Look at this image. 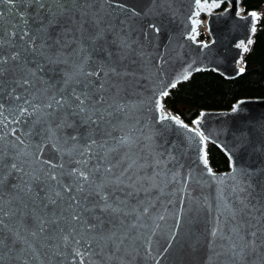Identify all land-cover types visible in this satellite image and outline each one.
Segmentation results:
<instances>
[{
  "label": "water",
  "instance_id": "obj_1",
  "mask_svg": "<svg viewBox=\"0 0 264 264\" xmlns=\"http://www.w3.org/2000/svg\"><path fill=\"white\" fill-rule=\"evenodd\" d=\"M45 2L46 7L51 4V0ZM236 2L232 0L231 6L225 2L207 16V29L212 41L207 44L208 47H203L188 38L195 0H69L64 15L59 17L62 21L60 29L67 25L70 30L68 39L71 40L73 36H81L78 29L83 25V43L91 55L86 70H96L108 63L121 74L110 73L107 78L102 74L100 78L90 79L106 84L104 95L110 102L127 105L126 112H118L108 118L111 124L107 126V131L111 136L97 134L95 138L98 143L107 139L112 144L115 142L112 137H119L132 129H135L134 136L139 138L131 152L136 165L124 177L125 184H133L134 187L122 185L115 191V197L124 201L120 205L123 212L119 216L104 217L106 228L115 225L118 238L126 233L128 239L123 244L117 242L113 245L109 242L103 251L94 244L93 249L86 252L81 244L80 251L85 254L76 256L73 249L77 245L70 243L65 247L60 240L62 234H69L70 241L73 235L77 239L84 235L79 228V235L71 233L75 225L70 219L49 224L45 234L33 238L29 232L37 227L35 217L29 216L21 227V217L17 213L15 217L5 218L6 223L13 230L20 229L27 239L13 244V234L3 229L5 244L0 248V264H80L81 260L83 264H264V97L237 100L233 105L244 101L237 112L232 111L233 105L227 110H201L196 118L200 119L197 127L208 137L203 144L198 137L193 138V133H188L170 120L160 122L155 103L160 98L163 107L168 109L164 105L165 97H160V92L167 89L170 93L174 89L170 87L172 83L179 81L178 85L185 82L195 73L212 70L226 79L241 74L238 61L242 59L244 68V54L236 44L251 36L254 20L249 13L254 10L246 12L242 8V15H238ZM240 4L242 7V0ZM9 7L0 4V11L4 12L0 19V30H9L13 25L22 26L21 13L26 15L28 26L33 29L37 27V20L43 18L47 22V12L38 11L36 5L29 4V0H18L12 12L7 11ZM52 7L53 10L58 9L55 4ZM229 8V11H224ZM259 19L260 16L256 30ZM96 21H99V29L105 30V38L93 45L87 37L96 32ZM150 25L159 28V32ZM60 29L55 31L59 32ZM255 33L252 34V41ZM122 42L130 47H122ZM75 48L76 44H72L63 49L68 64L46 65V71L38 73L47 85L52 86L50 91L62 87L64 72L75 71L71 67L73 62L79 63V58L73 54ZM101 48L107 51H101ZM4 51L7 53L10 49L5 48ZM108 52L112 53L110 58ZM189 73V78L184 80L183 76ZM43 86L38 80L37 88ZM72 86L69 85V88ZM4 103L8 105L11 102L5 98ZM201 113L204 115L201 116ZM5 114H8L7 108ZM72 119L69 118L70 121ZM13 127L24 130L28 125L0 126V132L8 133ZM40 127L36 125V130L39 131ZM80 131L84 129L80 128ZM73 134L72 127H65L58 132L59 140L54 138L52 143L45 140L40 159L50 160L53 164L63 162L65 170L76 167L69 162L68 155L62 156L53 147V143H56L65 151L72 148L75 142L69 137ZM17 135L24 139L25 144L20 146L23 152L16 162L27 173L40 174L41 167H48L36 160V155L40 153L37 146L41 144V137L28 138L21 131ZM7 139L14 137L9 135ZM65 140L67 143H64ZM208 143H213L224 153L229 170L218 172L212 168L208 160ZM79 144L82 146L84 141L81 140ZM93 151L99 152L100 149L94 147ZM125 151L121 149L120 153H112L109 157L116 165L114 175H119L126 166L117 163ZM72 155L80 159L76 151ZM202 155L207 158V166L200 158ZM157 159L161 161L159 165L155 163ZM11 162L5 158V164ZM95 163L96 160H92L89 167ZM209 168L215 178L208 174ZM128 175L132 180L127 179ZM21 178L29 179L23 173L8 176L0 186V194L5 202L12 200V207L23 209L22 203L13 200L17 190L11 187L21 185ZM33 187L35 205L32 199L20 193L23 203L28 204L29 213L36 207L37 216L51 220L54 211L59 217L65 205L57 204L45 210L40 198L35 196V192H40L39 187L35 184ZM241 187L245 191H239ZM234 188L236 191H233ZM129 192L132 195H127ZM240 200H244L249 208H243ZM229 206L238 210L235 221L226 211ZM85 216L91 218L92 213H85ZM90 222L95 223L94 220ZM132 224L137 227H129ZM233 225H239L238 236L230 231ZM217 227L222 231H218L216 238H213L211 232ZM60 228L64 229V233L59 232ZM153 231L155 236L152 235ZM251 232H256V236L251 237ZM173 235L175 239L171 240ZM229 236L231 240L225 238ZM149 237L152 240L150 249ZM253 239L254 246L246 243ZM170 240L171 247H168ZM233 243L236 244L235 248L232 247ZM165 248L167 251H164Z\"/></svg>",
  "mask_w": 264,
  "mask_h": 264
},
{
  "label": "snow or ice",
  "instance_id": "obj_2",
  "mask_svg": "<svg viewBox=\"0 0 264 264\" xmlns=\"http://www.w3.org/2000/svg\"><path fill=\"white\" fill-rule=\"evenodd\" d=\"M18 0H0V4H6L10 7L8 12L14 10ZM69 0H51V4L46 7L45 0H29L30 5H36L38 11L47 12V22L43 18L37 20L35 23L37 27L35 29L29 27V21L25 14H20L21 25H13L9 30H0V126L7 128L9 124L16 125H28L24 130L13 127L10 132H0V186L3 185L4 180L13 173H23L24 176H28L29 179L24 180L21 178V185H13L17 190V195L13 197L23 204V209L20 207H12V200L5 202L4 197L0 194V248L4 247L5 237L2 235L3 229H8L13 234V244L25 241L27 238L22 236L21 230H13L6 223L5 218L15 217L17 213L20 214L21 220L19 224L23 227L25 220L29 216L35 217L36 229L29 232V235L33 238L39 235L45 234L49 224H59L60 219H70L74 223V227L71 228V233H77V228L84 235L79 239L73 235L70 241L69 234L60 235V240L67 247L70 243L77 245L73 249L76 256H83L85 253L80 251L79 246L83 244L85 251L93 249V245H97L103 251V248L111 242L113 245L123 244L125 239H128L127 234H123L118 238L115 225L111 227H105V216H119L123 209L120 207L124 201L115 197V191L119 190L123 185L124 187H134L133 184H125L124 177L127 173L136 165V160L132 158L133 146L138 142V137L134 136L135 129L124 132L119 137H112L115 142L109 144V140L104 139L102 142L97 141L95 138L97 134L103 136H111V133L107 131V126L111 124L108 119L115 113L126 112L127 105L112 101L104 95L106 91V84L104 82H98V80L90 79L92 77L107 78L109 74L121 75L117 72L115 67H112L108 63H104L96 70H86V65L91 59V55L87 52L84 46V37L82 35L83 25L80 29L81 36H73L71 40L68 39L70 30L67 25H64L63 29H60L62 21L59 17L64 15L66 11L65 5ZM225 2L231 6L232 0H211V2L201 3V0H195L196 8L198 9L194 16H200L201 12H207L209 15L214 9L220 8ZM52 4L58 6L57 10H53ZM229 9H225L227 12ZM239 14V13H238ZM4 16V12L0 11V19ZM249 16L253 20L258 18L257 12L253 11L249 13ZM203 23L198 19H191V34L189 39L195 41L198 35L197 26ZM99 21H96L97 30L94 35L87 37L91 44L95 45L96 41L103 40L105 38V30L99 29ZM156 32H159V28L155 25H150ZM60 29L59 32L55 31ZM256 31L253 24L252 32ZM253 41L249 39L247 44L241 42L238 47H241L244 52L249 50L248 45ZM72 44H76V48L73 49V54L79 58V63L73 62L71 67L75 70L73 73L64 72L62 79V87L55 88L54 91H50L51 85H47L42 76H38V73L46 71V65H54L58 63L68 64L69 60L67 54L63 52V49L70 47ZM122 47H130L126 42H122ZM203 47H208L207 43L203 44ZM10 49L9 52H5L4 49ZM101 51H107L101 48ZM110 58L112 53H107ZM39 57L40 59H36ZM199 70V69H197ZM244 68L239 69V73L244 72ZM189 74L183 76L184 80L189 78ZM43 84V87L37 88V81ZM179 81H177L178 83ZM177 83H172L171 88H175ZM69 85H74L69 88ZM112 87H116L113 85ZM19 89V91H18ZM169 90L165 89L160 92V97H167ZM5 98L11 103L6 105L4 103ZM157 109L162 110L163 103L160 98L156 101ZM244 101H239L233 105L232 111H239L240 104ZM7 108L8 114H5ZM204 114L201 113V116ZM73 118L71 121L69 118ZM34 118V119H33ZM170 120L173 124L184 128L188 133H193V138L198 137L201 144L208 140L199 127H190L184 124L179 116L171 114H165L159 117V121ZM193 125L198 126L200 119H196ZM41 125L39 131L36 130V125ZM55 124V127H53ZM65 127H72L74 134L69 137L70 140L75 143L72 148L66 151L53 143V147L57 152H61L70 157V163L77 165L65 170V164L63 162L59 164H53L50 160H41L40 154L43 151V144L46 140L52 143L53 139L59 140L58 132ZM80 128L84 131L81 132ZM21 131L22 135L28 138L33 136L41 137V144L37 147L40 149V153L36 155V160L41 165H48L45 169L40 168V174H29L25 172L23 166L18 165L16 162L21 156L23 150L21 145L25 144L24 139H21L17 135V132ZM11 135L14 137L12 140H8L7 137ZM151 139V138H149ZM83 140L84 144L81 146L79 142ZM64 143H67L65 140ZM100 149L99 152H94L93 148ZM121 149L126 151L121 156L118 164H125L126 166L121 169L119 175H114L113 165L109 159L112 153H120ZM73 151H76V155L80 159L73 158ZM5 158H9L12 162L5 164ZM201 160L205 166L208 161L206 156L202 155ZM175 159V157H171ZM92 160H96V163L89 167ZM160 160L157 159L155 163L160 164ZM7 169V172H3ZM233 171L235 166L233 165ZM208 174L215 178V174L212 170L208 169ZM97 176L99 177L97 179ZM128 180H132L130 175L127 176ZM222 179V178H221ZM235 179V177H233ZM39 187L43 196L40 197V192H35V196L40 198L41 206L48 210L49 206L53 208L57 204H63V210L60 212L59 217L55 212L52 213V219L48 220L45 216L36 215V207H33L31 212L28 211V204L23 203V197L27 196L32 199L34 193L33 185ZM233 191H236L234 188ZM239 191L243 192L245 189L241 187ZM127 195H132L131 192ZM35 205V200L32 199ZM7 203V207H6ZM243 208H249V205L240 200ZM147 209H145V212ZM228 215L233 221H235L238 210L231 208L226 209ZM65 213H68L65 216ZM85 213H92L91 218L85 216ZM128 215V213H124ZM139 219V217H137ZM163 219V217H160ZM94 220L95 223L90 222ZM219 220V217H217ZM178 226V225H177ZM129 227L135 228L136 224H132ZM159 228V225H156ZM222 231L219 227L215 228L211 232V236L216 238L217 232ZM235 235H239V225H233L230 229ZM60 233H64V229H59ZM156 235L155 231L152 233ZM251 237L256 236V232L249 233ZM87 237V238H85ZM231 240L232 237H225ZM175 239V235L171 240ZM171 240L168 243V247H171ZM151 237L148 238V248H151ZM247 244H255V240H249ZM32 247V245H29ZM232 247L235 248L236 244L233 243ZM117 250H119L117 248ZM167 251V248L164 249ZM80 264H83L81 260Z\"/></svg>",
  "mask_w": 264,
  "mask_h": 264
},
{
  "label": "trees",
  "instance_id": "obj_3",
  "mask_svg": "<svg viewBox=\"0 0 264 264\" xmlns=\"http://www.w3.org/2000/svg\"><path fill=\"white\" fill-rule=\"evenodd\" d=\"M242 8L261 12L253 44L244 54L245 70L231 79L201 71L171 90L164 105L185 122L193 121L203 109L227 110L241 98L264 97V0H242ZM207 153L215 171L229 170L228 159L216 145L208 143Z\"/></svg>",
  "mask_w": 264,
  "mask_h": 264
},
{
  "label": "bare ground",
  "instance_id": "obj_4",
  "mask_svg": "<svg viewBox=\"0 0 264 264\" xmlns=\"http://www.w3.org/2000/svg\"><path fill=\"white\" fill-rule=\"evenodd\" d=\"M204 2H206V0H201V3H204ZM208 2H211L210 0H208ZM227 5H229L228 3H227ZM198 9L196 8V5H195V10H194V12H193V14H192V16H191V19H198V20H201V21H203V23H201L200 25H198L197 26V32H198V35L196 36V40L195 41H193V42H196V43H199V44H201V45H203V43L201 42V41H199V36H200V34L202 33V30H207V23H206V18H207V16L209 15L207 12H201V14H200V16H198V17H196V16H194V13L197 11ZM217 9H214L213 11H212V13L213 12H215ZM236 10H237V14L238 15H242V7H241V4H240V0H237V2H236ZM251 12H253V11H251ZM256 12V11H255ZM203 16L205 17V19H203ZM257 21H258V18L257 19H255L254 20V25H255V27H256V24H257ZM191 27H192V25H191ZM191 34V30H190V33H189V35ZM252 34H253V32L251 31V36L248 38V39H243V40H240L239 42H237V44H236V46L238 47V45L239 44H241V42H243L244 44H247V41L249 40V39H251L252 40ZM189 37V36H188ZM250 46H251V44L250 45H248V48H250ZM239 49H240V51H241V54H245L246 52H244L243 51V49L241 48V47H238ZM242 65H243V63H242V59H240L239 61H238V67H239V69L242 67ZM158 112H159V116H162V115H165V114H171V115H174L170 110H168V109H166L165 107H163L162 108V110H160V109H158ZM196 119H198V118H196ZM195 120V119H194ZM193 120V121H194ZM190 125V127H197L196 125H193V124H189Z\"/></svg>",
  "mask_w": 264,
  "mask_h": 264
},
{
  "label": "rangeland",
  "instance_id": "obj_5",
  "mask_svg": "<svg viewBox=\"0 0 264 264\" xmlns=\"http://www.w3.org/2000/svg\"><path fill=\"white\" fill-rule=\"evenodd\" d=\"M256 12H257L258 15H260V13H261V12L258 11V10H256ZM203 19H205L204 16H203ZM206 19H207V18H206ZM206 21H207V20H206ZM207 32H208V30H202V33H201L200 36H199V41H202L204 37H206V40H208ZM177 116H178V115H177ZM192 122H193V121H191L190 123H188V122H186V123H188V124H193Z\"/></svg>",
  "mask_w": 264,
  "mask_h": 264
},
{
  "label": "built area",
  "instance_id": "obj_6",
  "mask_svg": "<svg viewBox=\"0 0 264 264\" xmlns=\"http://www.w3.org/2000/svg\"><path fill=\"white\" fill-rule=\"evenodd\" d=\"M259 11V10H258ZM207 36H208V40H206V37L203 38V40L201 41L203 44L207 43L209 44L212 41L211 36L209 35V33L207 32Z\"/></svg>",
  "mask_w": 264,
  "mask_h": 264
}]
</instances>
